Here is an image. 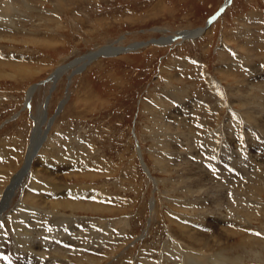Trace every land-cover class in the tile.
<instances>
[{
  "label": "rangeland",
  "instance_id": "1",
  "mask_svg": "<svg viewBox=\"0 0 264 264\" xmlns=\"http://www.w3.org/2000/svg\"><path fill=\"white\" fill-rule=\"evenodd\" d=\"M225 2L0 0L11 19L0 24V62L14 67L0 68V188L23 173L0 212L8 231H16L21 212L72 222L75 242L46 252L58 264H215L218 257L223 264H264V191L257 203L258 187H252L264 188V154L245 147L255 125L247 110L264 116V107L253 105H264V0H232L208 29L183 35L206 27ZM93 53L92 61L80 60ZM16 67L31 73L19 70L14 77ZM163 119L188 125L178 130L192 136L188 146L178 140L177 148L164 147L170 131ZM37 131L39 142L29 154ZM223 137L230 143H218ZM218 144L229 146L233 158L246 152L258 164L244 170L252 172L242 185L226 181L221 207L217 191L199 200L222 208L203 220L208 208H191L195 200L182 190L180 168L211 157L209 147ZM224 155L217 168L241 177ZM227 211L237 225L245 224L238 237L230 236L231 227L220 231L218 222L232 220ZM192 231L209 239L191 237ZM4 243L8 250L10 241ZM13 260L18 263L5 253L0 264Z\"/></svg>",
  "mask_w": 264,
  "mask_h": 264
},
{
  "label": "bare ground",
  "instance_id": "2",
  "mask_svg": "<svg viewBox=\"0 0 264 264\" xmlns=\"http://www.w3.org/2000/svg\"><path fill=\"white\" fill-rule=\"evenodd\" d=\"M17 4V3H16ZM6 8H1L0 9V24L6 20V19H10L9 18V15L6 13ZM11 20V19H10ZM12 22V21H11ZM210 25L207 24L206 27L204 28H200L201 30H196L193 32L192 31H187V32H184V36L185 35H188V34H192V35H195L199 32H202L206 29H208ZM1 37V36H0ZM14 39V38H13ZM16 40V39H15ZM30 42V41H28ZM119 48V47H118ZM109 51L110 52H114L116 53L117 52V49L115 47L111 48V47H108ZM105 51V49L103 50ZM94 54V55H93ZM92 55H85L84 57H82L80 60L83 61V60H91L93 58H96L98 57L95 53H93ZM6 58V57H5ZM92 61V60H91ZM8 64L7 63H4V62H0V68L2 70L5 69V67L7 66ZM8 66H13L11 64H9ZM11 68H14V67H11ZM15 72L14 74V77L17 76V74L19 73V70H22L20 72H24L23 70H25L26 73H31V70H28V69H24V68H15L13 69ZM64 70V67H61V68H58L52 75V80H56L62 73V71ZM0 73L1 70H0ZM263 73V72H262ZM3 74V73H2ZM1 74V75H2ZM3 76V75H2ZM257 76V75H256ZM242 81V80H241ZM236 83V82H235ZM240 90V89H239ZM33 92V87H31L28 91V98L31 96V93ZM180 92V91H179ZM242 93L245 92V90H241ZM248 92V90H247ZM175 93V91H174ZM181 93V92H180ZM255 94V92H254ZM235 95V94H234ZM246 95V94H244ZM244 97V96H243ZM246 97V96H245ZM253 97V96H252ZM248 98V97H247ZM244 99V103L247 104V100L248 99ZM250 102V101H249ZM187 104V103H186ZM186 104H183V108L186 107ZM253 105H256L258 107H264L263 103H255ZM246 110V109H245ZM264 109L261 108V111H263ZM260 111V108H258V115L261 113ZM248 114H249V117L251 120L254 121L255 125L253 127L250 126V130L251 132H249V130H246V132L249 134V136L251 137L250 140L245 143V147L246 148H249V149H256L258 151L257 154H264L263 151H264V143L261 141V140H258V136L260 135L261 137L264 138L263 134H264V116L262 114H260V116L262 115L263 117L262 118H259L257 117L256 115L252 114V112L250 113L249 112V109L247 110ZM44 117V116H43ZM35 118V117H34ZM46 118V117H45ZM246 119V118H245ZM249 119V120H250ZM164 120V119H163ZM169 120V119H168ZM173 121V120H172ZM248 121L246 120V123ZM251 122V121H250ZM263 122V123H262ZM249 123V122H248ZM180 122H176L173 123L170 121H163L162 122V125H163V128L166 129V130H169L170 131V134L169 135H165L164 134V140L166 142V145L164 146L165 148H177L178 145L180 144H176L178 143V140H180V143L183 144V142H185V145L188 146V144L190 143V140H191V137L190 134H186V130L183 132H179L178 130L180 129V127L184 126V128H187L188 125L186 126V124L182 126H180ZM249 125V124H248ZM186 126V127H185ZM42 127V126H41ZM192 128V127H191ZM246 128V127H245ZM183 129V128H181ZM173 130V131H171ZM178 131V132H177ZM239 132V131H238ZM39 133H41L40 131H37L35 132L34 134V137H33V140H32V144H31V147L29 149V154H32L35 147H37V144L39 142ZM44 133V132H43ZM46 133V132H45ZM225 133V132H224ZM192 134V133H191ZM214 135V134H213ZM181 136L180 139H178V137ZM222 136V135H221ZM226 136V134H225ZM212 137V136H211ZM241 138V137H240ZM41 139V138H40ZM43 139V138H42ZM229 139V138H228ZM231 139V138H230ZM214 140V138L212 139ZM216 140V138H215ZM235 140V139H234ZM244 141V140H243ZM43 142V141H42ZM220 142H224L226 145L227 143H230L228 140L226 141V139L223 137L222 138V141L220 140L218 143ZM229 147V146H228ZM227 146L226 147H223V144H218L217 146L215 145L214 148L212 147H209L211 148V150H208L207 153H211V157L210 156H205L207 157L206 159H204L203 162H194L196 165H190V164H184L182 165V167L180 168V180H179V183L181 184L182 186V190L184 191H187L188 194H192L191 197L194 198L195 202L194 204H191V208L194 209L196 208V210H201V211H205L206 208H208L206 210V212H203L204 214L202 215V219H207V217H212L210 216L212 211H216L219 210V209H222V208H217V210L215 208H213V205L212 203L209 201V202H205V201H199V200H204L202 199L203 197L209 199V198H212L215 191H217L218 193L216 194L217 197H214L218 202L219 201V207H221V205H224V203L226 202H221L222 199H224V195L222 193V189H223V186L225 185L226 181L228 179H230V183L231 185L233 184V181H234V178H235V183L234 185H236V183L242 185V181L245 180L244 177L245 175H250L252 171L250 172H247L245 173L244 170H251L252 168H255L256 166V161H254L252 159L249 158L250 156L248 154H245L244 152L242 154H239V156L237 158H233V150L230 151L229 148ZM188 148H191V147H188ZM231 148V147H230ZM38 149V148H37ZM180 149V148H179ZM159 151H161L160 149H158ZM187 150V148H186ZM185 150V151H186ZM188 151V150H187ZM211 151V152H210ZM229 151L232 153V155L229 153ZM248 151V150H247ZM181 152V151H180ZM191 152V150H190ZM249 152V151H248ZM182 153V152H181ZM220 153H225L224 155V158L225 159H228L229 160V163H230V167L231 169H233L234 172H237V173H240V172H244L243 174H241V177H228L227 173L225 172H221L218 168H217V164L219 163V155ZM139 154H140V157H141V160L143 162V159H142V156H141V153H140V150H139ZM169 154V153H168ZM192 154V153H191ZM197 154V152H196ZM157 155V154H156ZM178 155L180 156V154L178 153ZM193 155V154H192ZM64 156V155H63ZM62 156V157H63ZM155 156V155H154ZM170 156V155H169ZM183 156V155H182ZM199 156V155H198ZM202 156V155H201ZM34 157V156H33ZM168 157V156H167ZM178 158V157H177ZM28 159V158H27ZM58 159V158H57ZM64 159V158H63ZM183 159V158H182ZM250 159V160H249ZM32 161V160H31ZM51 162V160H50ZM54 162V161H53ZM58 162V161H57ZM60 162V161H59ZM63 162V161H62ZM183 162V161H182ZM181 163V162H179ZM184 163V162H183ZM260 163V162H259ZM24 164V163H23ZM33 164V163H32ZM71 164V163H70ZM199 164V166L197 165ZM258 164V163H257ZM29 165V164H27ZM179 165V164H178ZM260 165V164H259ZM45 166H47L45 164ZM261 166V165H260ZM49 167V165H48ZM66 167V166H65ZM180 167V166H179ZM22 168V167H21ZM68 168V167H67ZM38 169V168H36ZM40 169V168H39ZM56 169V168H55ZM64 169V168H62ZM70 169V168H69ZM213 169V170H212ZM40 171V170H39ZM54 172V170H53ZM213 172V173H212ZM230 172V171H229ZM46 173V172H45ZM58 174V172H56ZM216 173V174H215ZM25 174V173H24ZM47 174V173H46ZM66 174V173H65ZM68 174V173H67ZM13 175V174H12ZM11 175V176H12ZM22 170H20L19 172L17 173H14V175L8 180L5 182V186L3 189L0 188V212L2 213V211L5 209V207H7V205H9V198H10V195L11 193L13 192V190L15 189V187L17 186V184L20 182L21 178H22ZM52 175H56V174H52ZM51 175V176H52ZM63 175V174H62ZM215 175H218L215 176ZM50 176V175H49ZM68 176V175H67ZM48 177V176H47ZM55 177V176H53ZM58 178V177H55V179ZM224 178V179H222ZM240 178H242L240 180ZM54 179V178H53ZM61 179V178H60ZM63 179V178H62ZM176 179V178H175ZM233 179V180H232ZM57 180V179H56ZM178 180V179H177ZM240 180V181H239ZM2 182V180H0ZM59 181V180H58ZM252 181V180H251ZM8 182V183H7ZM36 182V181H34ZM178 182V181H177ZM229 183V181H227ZM250 183V181H248ZM21 183V182H20ZM54 183V182H53ZM52 183V184H53ZM256 183V182H255ZM248 184V183H247ZM1 185V183H0ZM39 185V183H38ZM55 185V184H54ZM41 186V184H40ZM44 186V185H42ZM45 186H48V185H45ZM50 186V185H49ZM48 186V187H49ZM179 186V187H181ZM237 186V185H236ZM31 187V186H30ZM34 187V186H33ZM178 187V186H177ZM231 187V186H230ZM253 188L254 187H258L256 190H257V194H255V201H258L257 203H259V200L261 198H263V192L264 191V188L263 187H260V186H257L256 184L253 183ZM45 188V187H44ZM174 188V187H173ZM251 188V187H250ZM230 189V188H229ZM239 189V188H238ZM244 189V188H243ZM242 189V190H243ZM30 190V189H29ZM47 190V189H46ZM31 191V190H30ZM237 191V190H236ZM240 191V189H239ZM248 191V190H247ZM252 191V190H251ZM45 192V191H44ZM69 192V191H68ZM238 192V191H237ZM29 193V192H28ZM48 193V192H47ZM52 193V192H50ZM60 193V192H59ZM67 193V192H65ZM70 193V192H69ZM77 193V192H76ZM220 193H222V195L220 196ZM30 194V193H29ZM34 194H37V193H34ZM49 194V193H48ZM75 194V193H74ZM78 194V193H77ZM76 194V195H77ZM82 194V193H81ZM84 194V193H83ZM25 195V194H24ZM68 195V194H67ZM90 195V194H89ZM96 195V194H95ZM210 195H212L210 197ZM215 195V196H216ZM243 195V194H242ZM250 195V194H249ZM26 196V195H25ZM31 196V195H30ZM36 196V195H35ZM34 196V197H35ZM38 196V195H37ZM36 196V197H37ZM47 196V195H46ZM53 196V195H52ZM60 196L62 197V195L60 194ZM65 196V195H64ZM70 196V195H69ZM78 196V195H77ZM253 196V195H252ZM34 197H31V198H34ZM40 202L42 203V205L44 204L45 206H47L49 203L48 201L45 199V197L43 196H40ZM54 197V196H53ZM68 197V196H67ZM71 197V196H70ZM226 197V196H225ZM231 197V196H230ZM234 195H232V199H233ZM248 197V196H246ZM25 198V197H24ZM66 198V197H65ZM244 198V197H243ZM30 199V198H29ZM37 199V198H36ZM35 199V200H36ZM71 199V198H70ZM235 199V197H234ZM238 199V198H237ZM25 200H28V199H25ZM57 200V199H56ZM64 201V199H62ZM72 200V199H71ZM76 200V199H75ZM74 200V202H75ZM181 200V199H180ZM212 200V199H211ZM37 201V200H36ZM35 201V202H36ZM55 201V200H54ZM59 201V200H58ZM57 201V202H58ZM61 201V200H60ZM69 201V199H68ZM177 201V200H176ZM190 201V200H189ZM207 201V200H206ZM214 201V200H213ZM226 201V200H225ZM229 201H232V200H229ZM238 201V200H237ZM241 201V199H240ZM245 201V200H244ZM23 202V201H22ZM26 202V201H25ZM30 202V201H29ZM34 203V201H32ZM79 202V201H78ZM242 202V201H241ZM252 202V201H250ZM9 203V204H8ZM27 203V202H26ZM93 203V202H92ZM233 203V202H232ZM244 203V202H243ZM246 203V202H245ZM244 203V204H245ZM253 203V202H252ZM262 203V202H261ZM24 204V203H23ZM21 204V206L23 205ZM36 204V203H35ZM80 204V203H79ZM84 204V203H83ZM177 204V203H176ZM184 204V203H183ZM214 204V203H213ZM27 205V204H26ZM39 205V204H38ZM51 205V204H50ZM77 205V204H76ZM215 205V204H214ZM227 205V204H226ZM236 205V204H235ZM243 205V204H242ZM248 205V204H247ZM251 205V204H249ZM25 206V204H24ZM23 206V208H25ZM53 206H56V205H53ZM86 206V205H85ZM84 206V207H85ZM178 206V205H177ZM184 206V205H183ZM241 206V205H240ZM75 207V206H73ZM89 207V206H88ZM101 207V206H99ZM103 207V206H102ZM105 207V206H104ZM232 207V206H231ZM235 207V206H234ZM247 207V206H245ZM21 208V207H20ZM56 208V207H55ZM76 208V207H75ZM86 208V207H85ZM92 208V207H91ZM180 208V207H179ZM190 208V209H191ZM244 208V207H243ZM90 209V208H89ZM95 209V208H94ZM93 209V210H94ZM98 209V208H97ZM235 208H230L231 212L233 211H237V210H234ZM255 209V208H254ZM21 210V209H20ZM71 210V209H70ZM77 210V209H76ZM92 210V209H91ZM96 210V209H95ZM105 210V209H103ZM183 210V209H182ZM229 210V209H228ZM241 210V209H240ZM23 211V210H22ZM24 211L27 212V210L24 209ZM32 211V210H31ZM184 211V210H183ZM186 211V210H185ZM220 211V210H219ZM243 211V210H241ZM248 211V210H247ZM252 211V210H251ZM255 211V210H254ZM18 212V211H17ZM62 212V211H61ZM87 212V211H86ZM93 212V211H92ZM232 212V213H233ZM249 212V211H248ZM0 213V214H1ZM22 215H23V218H20L18 217L17 215H15V217H17L15 220L16 221H19L20 224L16 225L15 229L16 231L13 232V231H8L7 230V227L9 228L8 225H6V222H2V217L0 215V251L2 252L1 255H0V258L3 256V254L7 253L10 257V259H12V257L14 256H17L18 258V263L16 264H58V262L55 263V261L53 262L52 261V258L50 257V259H46L47 255H49V253L47 254L46 252H48L50 250V248H56L58 247L59 249H62L64 248L65 246L67 245H71V243L73 242L72 240H74V235H78L79 234L75 231L77 230V228L75 227V225L72 224V222H69V221H66V220H58L56 219V223H53L52 221H50L48 219V216H44L43 214H40L39 212H31V213H34L33 215H30V214H25L24 212H21ZM45 213V212H44ZM189 213V212H188ZM202 213V212H200ZM220 213V212H219ZM246 213V212H245ZM19 214V213H18ZM212 214H214V212H212ZM244 214V213H243ZM251 213H249L250 215ZM56 215V214H55ZM193 215V214H192ZM222 215V214H221ZM225 215V214H224ZM236 215V214H235ZM240 215V214H239ZM189 216V215H187ZM227 216H230L232 218L231 215L228 214V211H227V214H226V217ZM55 217V216H54ZM216 217V216H215ZM224 217V216H223ZM245 217V216H244ZM249 218V216H247ZM246 217V218H247ZM257 217V216H256ZM62 218V217H61ZM247 218V219H248ZM54 219V218H53ZM218 219L219 218H214L213 220V223H217L218 222ZM242 219V218H241ZM246 219V220H247ZM251 219V217L249 218ZM80 220V219H79ZM119 220V219H118ZM208 220L212 221V218H208ZM220 220V219H219ZM233 220V221H232ZM232 220L228 219V220H224L222 219V223L218 222V225L221 226V229L220 231L222 232H227V227H231L233 228V231H228V232H231L230 233V236H235V237H238L239 235H241V233L244 231L243 226H245V224H243L242 222H239V225H237V222L236 220L234 221V218H232ZM244 220V218H243ZM176 221V220H175ZM231 222L228 223V225H226L227 222ZM75 222V221H74ZM177 222V221H176ZM16 224V223H15ZM14 224V225H15ZM71 224V225H70ZM181 224V223H180ZM179 224V225H180ZM69 225V226H68ZM183 225V224H182ZM74 226V227H73ZM216 226V225H215ZM213 226L212 228H214V232H217V226L215 227ZM227 226V227H226ZM182 227V226H181ZM185 227V226H184ZM183 227V228H184ZM187 227V226H186ZM189 228V227H187ZM186 228V229H187ZM216 228V229H215ZM246 228V227H244ZM229 229V228H228ZM95 230V229H94ZM207 230V229H206ZM188 231V230H187ZM189 232V231H188ZM204 231H201L200 234L195 231V232H190V236H195L197 239H200L202 238L203 240H207L208 238V235L206 232ZM213 233H211V236H213ZM184 233V232H183ZM6 234V236L4 235ZM96 234V233H95ZM90 236V235H89ZM88 236V237H89ZM97 236V235H96ZM188 236V235H187ZM253 236V235H252ZM7 237V238H6ZM216 237V236H215ZM90 238V237H89ZM7 239L8 241H10L8 245V250H3L4 247H6L5 245V241L7 242ZM91 239V238H90ZM209 239V238H208ZM246 239V238H245ZM77 240V239H76ZM192 240V239H191ZM81 241V240H80ZM88 241V240H87ZM75 242V240H74ZM79 242V241H77ZM90 242V241H89ZM212 242V241H211ZM257 242V241H256ZM86 243V242H85ZM13 245L15 247V249L13 248H10V245ZM248 244V243H247ZM246 244V245H247ZM98 245V244H97ZM84 246V245H82ZM102 246V245H101ZM47 247V248H46ZM81 247V246H80ZM95 247V246H94ZM84 248V247H83ZM184 248V247H183ZM182 248V249H183ZM212 248V247H211ZM79 249V248H78ZM4 251V252H3ZM174 253V252H173ZM47 254V255H46ZM62 258V256H61ZM84 258V257H83ZM187 258V257H186ZM195 259V258H194ZM217 259H221V260H216L215 259V262L216 261H220L219 263H215V264H223L224 260L222 257H218ZM187 260V259H186ZM59 261V260H58ZM64 261V259H63ZM62 261V262H63ZM92 261V260H91ZM197 261V260H196ZM14 263V260L12 261ZM60 262V261H59ZM100 262V261H99ZM161 262V261H160ZM159 262V264H160ZM66 263V262H65ZM64 263V264H65ZM93 263V262H92ZM95 263V262H94ZM93 263V264H94ZM213 263V262H212ZM8 264H12V263H8ZM63 264V263H61ZM96 264V263H95ZM157 264V263H156Z\"/></svg>",
  "mask_w": 264,
  "mask_h": 264
},
{
  "label": "water",
  "instance_id": "3",
  "mask_svg": "<svg viewBox=\"0 0 264 264\" xmlns=\"http://www.w3.org/2000/svg\"><path fill=\"white\" fill-rule=\"evenodd\" d=\"M232 2V0H226V2L222 5V7L220 8V10L214 15V17L212 19H210L208 21V24L210 25L211 22H213L218 16H220L225 9L228 7V5Z\"/></svg>",
  "mask_w": 264,
  "mask_h": 264
}]
</instances>
